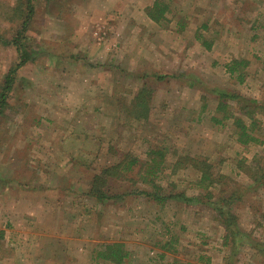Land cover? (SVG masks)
<instances>
[{
  "label": "rangeland",
  "instance_id": "rangeland-1",
  "mask_svg": "<svg viewBox=\"0 0 264 264\" xmlns=\"http://www.w3.org/2000/svg\"><path fill=\"white\" fill-rule=\"evenodd\" d=\"M15 1L0 0L3 36L16 28ZM155 1L168 5L158 22L147 14ZM34 8L27 35L37 55L18 70L0 117V264H115L93 259L113 242L131 252L121 264H264V186L246 188L243 170L264 165L263 110L253 119L259 141L246 145L232 119L209 120L217 91L264 103V0H39ZM203 24L209 49L195 39ZM14 52L0 44V86ZM233 58L247 61L241 83L225 69ZM142 86L151 102L137 122L122 105ZM163 148L167 163L173 154L206 157L228 189L240 187L233 211L250 241L233 251L206 206L156 207L139 193L196 196L190 168L163 167L151 177L162 189L142 181L147 152ZM122 153L139 164L95 201L93 174Z\"/></svg>",
  "mask_w": 264,
  "mask_h": 264
},
{
  "label": "trees",
  "instance_id": "trees-1",
  "mask_svg": "<svg viewBox=\"0 0 264 264\" xmlns=\"http://www.w3.org/2000/svg\"><path fill=\"white\" fill-rule=\"evenodd\" d=\"M39 0H16L19 3L17 10L20 13H16V3L13 8L14 13L17 15L16 28L11 36H3L0 34V44L4 47H13L15 53V60L9 67L7 73L3 77V82L0 86V117L4 114V110L8 105V98L10 93L13 91V86L16 81V75L20 68L26 65L28 62L33 61L36 58L37 52L31 49L29 43L30 38L27 35V30L35 12L34 4ZM52 1V0H46ZM24 7L22 10L21 8ZM168 9L165 5L160 2H154L153 6L149 8L148 16L155 22L160 21ZM208 30L206 24L201 26V31L195 35V39L200 40L205 49L212 47L213 38L210 41L206 40L204 32ZM247 65V61L233 58L225 65L226 71L230 76L236 78L241 83L244 79L242 68ZM179 76V75H177ZM162 77V76H159ZM151 89L142 86L133 95L129 101L130 105H122V108L129 112L135 121L140 122L145 120L148 116L151 102ZM203 98V95L200 96ZM214 100V101H213ZM213 100L215 104L214 113L217 112V116H209L214 124L223 126L224 121L232 119L235 125V141L241 145L248 143L258 142V138L253 132L254 128V117L259 114L260 110L264 113V103H259L251 98H246L237 93H231L229 91H217L213 94ZM233 103V104H230ZM207 108V104L203 103L200 106L199 115L203 113ZM126 113L124 111H121ZM222 113V116L219 114ZM200 116H198L199 118ZM248 118L250 124L247 125L242 118ZM119 153H113L117 155ZM166 150L163 149H152L147 152L148 160L146 161V169L142 174V181L146 184H150L157 189H162L160 186L153 183V177L162 171L163 167L167 166L171 172L175 173L177 170H185L187 168L192 169L196 176L193 180V189L196 192V196H187L184 193L178 194H153L151 192L142 190L139 193H145L150 200L156 203V207H161L162 203L177 199L183 202L185 205L191 203L200 204L206 206L215 214L217 223L224 229L223 234V245L230 246L234 251L242 244V238H246V241H250V237L246 236L240 229L238 224V216L233 211V204L240 201L243 191L240 187H232L228 189L224 184L225 177L219 172H216L215 166L205 157H195L190 155H175L171 162L167 163L165 160ZM114 163L102 167L97 173H94L88 187L87 194L92 197L95 201L102 203L109 199L112 195L110 194L109 182L112 179L124 180L127 177V173L131 172L135 166L139 164V159L128 155V153H122ZM240 162H244L241 160ZM167 163V164H165ZM253 165V166H252ZM246 175L249 177V184L246 188H256L264 186V165H261L257 161H253L248 167L243 168ZM152 177V178H151ZM221 185V186H220ZM92 209V208H90ZM89 209V210H90ZM2 231H0V237ZM252 241V240H251ZM170 245L167 242V246ZM258 246L261 245L259 242L253 244ZM263 248L260 247V250ZM128 251L122 243L113 242L111 244H105L99 248L95 253V260H107L115 264H121L125 259L130 256Z\"/></svg>",
  "mask_w": 264,
  "mask_h": 264
},
{
  "label": "crops",
  "instance_id": "crops-1",
  "mask_svg": "<svg viewBox=\"0 0 264 264\" xmlns=\"http://www.w3.org/2000/svg\"><path fill=\"white\" fill-rule=\"evenodd\" d=\"M168 247V246H167Z\"/></svg>",
  "mask_w": 264,
  "mask_h": 264
}]
</instances>
